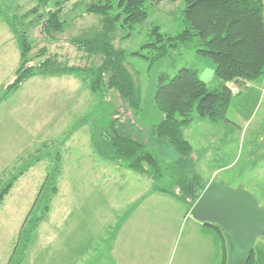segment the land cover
Wrapping results in <instances>:
<instances>
[{"label":"rangeland","instance_id":"obj_1","mask_svg":"<svg viewBox=\"0 0 264 264\" xmlns=\"http://www.w3.org/2000/svg\"><path fill=\"white\" fill-rule=\"evenodd\" d=\"M90 1H68L61 14L64 30L53 36L44 33L43 19L38 18L39 24L28 31L35 44L34 63L42 60L41 55H35L44 45L76 64L98 62L96 57L86 58L69 42L85 30L100 28V16L86 13ZM111 1L115 5L113 13L120 12L118 0ZM36 2L0 0V87L14 76L20 63L18 42L1 11L19 6L21 17ZM158 6L146 0L149 17L136 25L130 37H122L120 23L114 33V44L127 51L126 63L142 87L140 112L130 109L115 89L101 98L76 74L34 75L0 102V192L17 177L0 203V264H71V242L86 235L79 234L78 228L85 231L83 226L89 220L94 227L88 233L98 235L99 221L103 213L107 215L105 209L108 219L103 220L112 224L110 236H132L131 245H139L147 253L132 258L147 264L150 257L153 259L152 249L164 246V254L158 251L154 262L181 264L185 247L195 246L197 250L198 240L189 241L194 232L191 222L197 219L192 206L176 195L190 201L191 194L199 193L210 181L223 182L244 186L264 207V81H250L246 86L238 81L239 86L231 87L233 97L224 120L211 122L194 112V120L184 129L193 146L191 153L179 154L153 134V126L163 117L155 99L161 74L173 76L180 68L190 67L209 88L221 83L213 59L198 53L193 45L181 46L153 62L131 54L150 40L155 24L171 35L183 29L184 3L175 10L167 3ZM32 17L37 18L34 14ZM83 117L87 121L75 129ZM116 117L122 132L152 144V152L165 162L166 173L157 184L168 192L157 190L158 197H151L156 185L151 176L116 167L96 155L91 144L92 125L103 128ZM92 152L99 160L97 168L87 159ZM103 166L112 168L111 174L104 172ZM54 186L57 190L53 194ZM162 193L163 198L157 200ZM147 195L150 199L146 200ZM171 201L186 205L191 215L175 209ZM260 239L264 236L257 241Z\"/></svg>","mask_w":264,"mask_h":264},{"label":"trees","instance_id":"obj_2","mask_svg":"<svg viewBox=\"0 0 264 264\" xmlns=\"http://www.w3.org/2000/svg\"><path fill=\"white\" fill-rule=\"evenodd\" d=\"M68 1L37 0L21 17L18 14L19 6L1 11L18 42L20 63L13 78L0 87V102L34 75L76 74L101 98L106 97L109 90L115 89L130 109L140 112L142 87L126 63L127 51L114 44V33L120 23L124 29L122 37L131 36L136 25L149 17L146 0H118L117 6L121 8L118 13H113L115 5L111 0H92L86 4V13L100 16V28L85 30L71 37L69 42L81 50L86 58L96 57L97 63L81 65L70 62L65 56L50 52L45 45L35 55H41L42 60L34 63L32 52L35 44L28 35L29 29L43 19L41 25L48 36L63 32L61 14ZM33 14L37 16L36 19L32 17ZM182 18L184 27L175 35L163 32L158 24L153 25L150 40L131 54L153 62L169 56L181 46L193 45L198 53L213 59L215 74L221 81L216 88H209L198 71L190 67L180 68L173 76L161 74L159 77L155 99L163 117L153 126V134L160 141L167 142L177 153L185 155L193 151L184 129L194 120V112L211 122L224 120L233 97L227 82L237 83L240 79L264 81V0H185ZM117 120L118 117L103 128L96 123L92 125L91 144L96 155L139 174L151 176L156 190L168 192L157 184L166 173L163 171L165 162L152 152L153 145L122 132ZM86 121V117H83L82 123L75 129ZM16 178L14 176L0 192V203ZM206 186L199 193L191 194L190 201L186 197H176L193 207ZM52 189V192H56L57 187ZM204 223L214 228L220 237L219 249L223 255L220 264H229L230 241L227 234L218 225ZM247 264H255L254 248Z\"/></svg>","mask_w":264,"mask_h":264},{"label":"crops","instance_id":"obj_3","mask_svg":"<svg viewBox=\"0 0 264 264\" xmlns=\"http://www.w3.org/2000/svg\"><path fill=\"white\" fill-rule=\"evenodd\" d=\"M69 1H72L73 3L78 0H69ZM152 1L157 5H159L158 7H161V5L167 3L169 8L172 10H175V8H177L179 5L181 6L182 3L185 4V0H160V1L152 0ZM239 81L241 82V84L245 86L248 84V82H250L244 79H240ZM227 84L232 87L233 85H238L234 81L227 82ZM243 89L244 87L242 88V90ZM242 90L238 88V91H242ZM87 159L90 160L92 164L94 163L96 165L95 166L96 168L100 166L99 160H97L93 152L92 155L87 157ZM113 167L115 169V166ZM116 167H123V166L118 165ZM102 168L103 170L105 168L104 172L111 174L112 168L108 166H103ZM157 193L159 192L155 189L153 185L152 190L150 191V194L152 195L151 197H158L159 194ZM163 195L164 193H162V196L160 195L157 200L162 199ZM145 199L146 200L150 199L149 195H147ZM131 200L132 201L134 200L133 197L131 198ZM171 205L175 207V209L176 207L182 209L185 215H191L188 214V209L186 205L183 206L181 203H176V202H174ZM104 212H106L107 215L109 213L108 210L106 209ZM107 215H104L103 213V219L105 221L108 219ZM103 219L99 221L101 224L97 226L98 230L96 232H98V235L95 234L94 236L88 233L89 230L92 229V227H94V224L89 220L87 221L85 226H83L85 228V231H82L81 229L79 230L80 227L78 228L79 234L86 232V235L82 236V238L80 237L77 240L71 242L70 251L73 254V256L71 257V264H141L139 259L132 258V256L136 258H140V257L142 258L145 255H147V253L143 252V250L139 245H135V246L131 245L132 236L127 237L121 235L120 233V235H118L117 237L116 235L114 237H111L109 234L110 231H108V229H110L109 227L112 224L110 225L109 221L105 222ZM131 222H133V220ZM191 223L193 225V231H194L193 233H195L196 235L191 233V235H189V241L191 242L192 240H198V245H196L197 250L195 251V246L185 247L183 251L186 252L184 253L185 256H182L181 258V264H220L223 255L219 249L220 237H218V234L215 231V229L210 226H207L204 222L198 220H193ZM75 225L77 226L78 223H76ZM133 225L134 223L129 226L132 227ZM105 228L107 229V233L104 230ZM136 241L137 240H135V242ZM138 242H142V241L138 240ZM132 248L135 249V252H133ZM162 249H164V246H158L157 248H153L152 249L153 259L150 257V261L147 264H156L154 260H158V255H159L158 251H161ZM254 250H255V264H264V239H260L259 241H257L256 239L254 244ZM161 253L164 254V251H161Z\"/></svg>","mask_w":264,"mask_h":264},{"label":"water","instance_id":"obj_4","mask_svg":"<svg viewBox=\"0 0 264 264\" xmlns=\"http://www.w3.org/2000/svg\"><path fill=\"white\" fill-rule=\"evenodd\" d=\"M195 219L220 226L230 241L229 264H247L256 239L264 236V207L242 185L210 182L192 207Z\"/></svg>","mask_w":264,"mask_h":264},{"label":"built area","instance_id":"obj_5","mask_svg":"<svg viewBox=\"0 0 264 264\" xmlns=\"http://www.w3.org/2000/svg\"><path fill=\"white\" fill-rule=\"evenodd\" d=\"M234 86V85H233ZM236 86V85H235ZM230 87H232V86H230ZM236 87H234L233 89H235ZM232 89V88H231ZM264 94V87H263V89H262V95Z\"/></svg>","mask_w":264,"mask_h":264}]
</instances>
